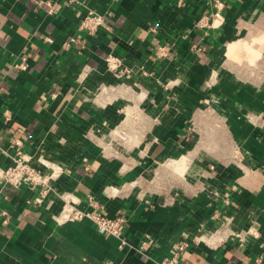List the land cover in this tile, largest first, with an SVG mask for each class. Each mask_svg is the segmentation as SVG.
Returning <instances> with one entry per match:
<instances>
[{"label": "crops", "instance_id": "obj_1", "mask_svg": "<svg viewBox=\"0 0 264 264\" xmlns=\"http://www.w3.org/2000/svg\"><path fill=\"white\" fill-rule=\"evenodd\" d=\"M216 1L0 0V143L18 138L61 163L55 186L83 208L125 214L128 240L88 218L58 223L53 194L35 207L27 186L0 184V264H157L224 215L259 237L200 243L181 263L264 264V0ZM85 6L110 15L114 36L78 32ZM201 15L210 26L194 25ZM163 45L173 46L167 57L156 54ZM111 50L131 78L95 97L117 82L104 62ZM24 55L30 68L20 71ZM146 237L153 246L138 250Z\"/></svg>", "mask_w": 264, "mask_h": 264}, {"label": "built area", "instance_id": "obj_2", "mask_svg": "<svg viewBox=\"0 0 264 264\" xmlns=\"http://www.w3.org/2000/svg\"><path fill=\"white\" fill-rule=\"evenodd\" d=\"M70 6L82 5V0H66ZM217 9L224 7L222 1L215 2ZM51 14L54 13L52 8L49 10ZM218 15V14H217ZM216 16V14L211 15ZM210 15H201L195 19L196 27H208L211 25ZM110 15L99 13L93 8L85 6V10L79 19L77 30L79 33L95 34L99 31L105 30L113 34V25L110 22ZM156 30V26L151 27ZM114 36V34L112 35ZM111 37V36H110ZM77 36H71L67 41L66 46L71 43L77 42ZM172 45L160 46L156 54L159 57H167L172 51ZM104 62L107 70L116 78V83H101L93 92L95 97L103 96L106 93L116 90L119 86L127 83L131 78V69L127 67L122 58L114 51L111 50L104 57ZM14 67L20 71H27L30 68V63L26 55L14 63ZM91 71L89 66L82 68L78 81L83 82L87 78L88 73ZM2 87H0V92ZM56 93H53L55 96ZM7 114V112H6ZM112 119V118H110ZM0 151L6 156L5 163L0 165V184L8 185L14 188H22L27 186L35 193L28 199L30 205L35 207H49L52 201L47 202L48 195L53 194V200L60 202V211L55 214L54 219L58 223H66L76 221L83 218L92 220L97 230L106 236H114L120 240L121 245H127L128 240L125 237L127 217L125 214H116L110 216L102 207L83 208L81 206L82 198L74 191L60 190L55 186V182L64 173V166L56 160L49 159L42 151L37 149V153H31L24 149L23 141L18 138H13L7 146L4 147L0 143ZM168 159L165 160V162ZM170 160V159H169ZM212 168L215 165H211ZM236 186H233L235 189ZM177 192L171 193V200H176ZM149 202V199L145 200ZM224 202L229 203V199L224 197ZM48 203V204H47ZM218 218L217 215L213 216ZM222 222L214 229H206L203 226L198 230V233L189 236L183 234L182 237L174 242L170 248L169 255L160 259H156L157 264H182L181 259L186 250L190 247L200 243L207 245L223 244L227 242H236L243 244L248 237H259V233L255 227L248 229L236 230L231 228V217L229 215L222 216ZM154 240L151 237L144 238L138 245V250H146L153 246Z\"/></svg>", "mask_w": 264, "mask_h": 264}]
</instances>
